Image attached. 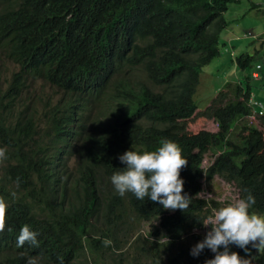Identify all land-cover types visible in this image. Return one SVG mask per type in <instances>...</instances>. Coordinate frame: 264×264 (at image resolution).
<instances>
[{"label":"trees","instance_id":"obj_1","mask_svg":"<svg viewBox=\"0 0 264 264\" xmlns=\"http://www.w3.org/2000/svg\"><path fill=\"white\" fill-rule=\"evenodd\" d=\"M238 2L0 0V60L15 67L6 74L0 65V264H205L215 253L194 257L178 244L204 239L193 231L218 209L197 196L204 176L232 184L239 198L250 192V212H264V108L258 126L247 122L256 53L235 56L243 79L225 82L204 109L193 100L202 68L220 54L224 13ZM38 79L58 91L49 103L28 90ZM193 115L217 129L189 131ZM164 140L188 160L185 212L121 197L110 180L125 151H156ZM153 219L151 236L142 234ZM25 225L38 247L16 246ZM252 264H264V252L254 249Z\"/></svg>","mask_w":264,"mask_h":264},{"label":"clouds","instance_id":"obj_2","mask_svg":"<svg viewBox=\"0 0 264 264\" xmlns=\"http://www.w3.org/2000/svg\"><path fill=\"white\" fill-rule=\"evenodd\" d=\"M4 158L5 149L0 148V160ZM119 160L126 165L124 170L110 177L119 196L131 192L138 200L147 197L169 211L185 212L189 208L191 198L184 193V181L180 177V171L188 165V160L182 157L177 143L164 140L158 150L143 153L127 150L119 156ZM255 203V197L249 192L247 197L237 198L213 215L199 219L203 226L211 227L204 239L193 246L190 254L198 257L207 248L215 255L205 264H252L254 256L251 250L264 252V214L250 212ZM6 211L7 204L0 198V233L6 227ZM37 236V232L25 225L20 229L16 246L19 248L28 243L38 247ZM233 244L243 249L246 256L229 251V246ZM29 264L33 262L29 261Z\"/></svg>","mask_w":264,"mask_h":264},{"label":"rangeland","instance_id":"obj_3","mask_svg":"<svg viewBox=\"0 0 264 264\" xmlns=\"http://www.w3.org/2000/svg\"><path fill=\"white\" fill-rule=\"evenodd\" d=\"M252 3L255 4V7H252ZM224 16L229 21V24L219 37L220 54L202 68L193 100L198 110L204 109L225 82H235L243 79L241 72L234 62L235 56L242 52L249 54L256 53L254 62L260 65V69L254 67V70L257 71L258 78L252 77L250 84L253 90L252 95L263 104L264 108V0H240L236 4H230ZM0 65L6 74H10L15 69L14 65L5 59L0 60ZM28 90H31V93L34 95L42 93L45 96L42 97L48 103L51 99H54L53 96L58 92L55 90V87L42 79L33 82ZM39 112L40 110L38 109L37 113ZM38 115L42 117L41 114ZM257 117V115L249 116L247 122H252L258 126ZM187 129L192 132L201 129L215 131L217 127L212 120L193 115L187 121ZM213 156L210 152L204 156L202 161V167L204 169L213 161ZM1 163L2 160H0ZM197 196L207 200H215L218 203L217 210L239 198L236 188L218 176H213L209 179H206L204 176L202 179V189ZM158 223V219L143 223L141 225V233L146 236H151V231ZM209 229L208 226L202 230L197 229L193 232L194 234L204 236ZM163 239L165 238L162 237ZM197 242V239L190 234L185 236L182 242L178 244L185 246V249L190 252L192 246ZM238 250L239 248L234 244L229 246V251L238 253ZM251 251L254 256V249ZM242 254L246 255L244 250H242Z\"/></svg>","mask_w":264,"mask_h":264},{"label":"built area","instance_id":"obj_4","mask_svg":"<svg viewBox=\"0 0 264 264\" xmlns=\"http://www.w3.org/2000/svg\"><path fill=\"white\" fill-rule=\"evenodd\" d=\"M256 75L257 74L254 73V76H256ZM249 104L252 107V112H253L252 115H259V114L263 113V105H262V103L260 101H257L253 96L250 98Z\"/></svg>","mask_w":264,"mask_h":264}]
</instances>
